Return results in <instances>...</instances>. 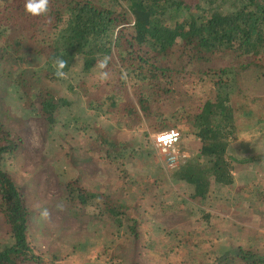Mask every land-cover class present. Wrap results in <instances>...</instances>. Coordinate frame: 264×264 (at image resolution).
I'll use <instances>...</instances> for the list:
<instances>
[{
  "label": "trees",
  "instance_id": "16d2710c",
  "mask_svg": "<svg viewBox=\"0 0 264 264\" xmlns=\"http://www.w3.org/2000/svg\"><path fill=\"white\" fill-rule=\"evenodd\" d=\"M24 3L0 0L4 46L0 50L4 59L17 60L18 66L26 67L37 56L45 58L46 67L36 71L16 69L15 83L28 110L52 126L70 105L54 94V85L65 80L54 75L57 59L67 62L66 77L77 80L74 88L85 97L86 76L94 70L107 76L115 73L119 84L105 86L97 98L108 105L97 108L116 118L124 129L131 131L147 119L161 121L158 131L179 122L195 131L198 149L172 175L192 187L193 202L202 205L212 189L220 192L233 185L234 164L245 161L227 155L230 142L242 123L264 124V0H49L48 13L37 17L25 13ZM175 47L186 56V60L177 57L180 70L170 64ZM77 57L82 61L80 72L72 70ZM104 58L106 67L100 69ZM187 67L191 70L186 71ZM198 76L210 78L211 86L195 101L182 86L186 77L195 82ZM166 102H170L169 114L160 107ZM96 139L100 152L112 161L133 154L101 129ZM18 148V138L0 122V164L4 154ZM252 162H264V157L245 163ZM68 189L76 192L82 208L101 202L121 226L120 205L70 183ZM30 213L14 178L0 165V221L5 236L0 264L38 260L26 237ZM129 230L137 239L135 221ZM240 254L253 264H264V257Z\"/></svg>",
  "mask_w": 264,
  "mask_h": 264
},
{
  "label": "rangeland",
  "instance_id": "374dc122",
  "mask_svg": "<svg viewBox=\"0 0 264 264\" xmlns=\"http://www.w3.org/2000/svg\"><path fill=\"white\" fill-rule=\"evenodd\" d=\"M3 55L0 50V122L18 138L19 148L4 154L0 165L14 178L31 211L26 237L38 260L25 264H253L240 252L264 257V162L245 163L264 157V124L257 125L255 120L241 124L227 155L245 162L234 164L230 188L212 189L199 205L190 199L192 187L172 176L199 146L187 124L179 122L172 128L180 139L169 149L154 141L162 132L158 131L161 121L144 119L131 131L124 129L116 118L97 108L102 103L107 107V101L98 100L97 95L105 86L119 84L116 74L102 79L94 70L83 79L86 97L74 88L78 82L73 77L54 85V94L70 105L62 109L54 125H47L25 107L15 83L17 68L36 71L46 67L45 58L37 56L25 67ZM177 57L186 60L179 47L170 64L180 70ZM81 69L77 57L72 70ZM210 86V78L198 76L195 82L186 77L182 87L189 99L198 101ZM169 103L160 105L167 114ZM98 129L133 154L115 161L106 158L99 150ZM69 183L120 205L121 226L101 202L79 206ZM76 209L81 210L78 215H74ZM133 221L137 239L129 230ZM3 228L0 221V244L5 239Z\"/></svg>",
  "mask_w": 264,
  "mask_h": 264
},
{
  "label": "clouds",
  "instance_id": "9594fccd",
  "mask_svg": "<svg viewBox=\"0 0 264 264\" xmlns=\"http://www.w3.org/2000/svg\"><path fill=\"white\" fill-rule=\"evenodd\" d=\"M24 11L26 14L32 17L44 16L49 11V0H25ZM106 64H107V58H104V60H102L98 66L100 69H104L106 67ZM55 65H56V70L54 75L59 79L65 78L66 73L64 72V69L67 65V62L63 59H57L55 61ZM100 75L102 79L107 77L106 72H101ZM177 135L178 134L176 132H172L171 134L162 135L159 139L164 144H169L176 140Z\"/></svg>",
  "mask_w": 264,
  "mask_h": 264
},
{
  "label": "built area",
  "instance_id": "2783aa9c",
  "mask_svg": "<svg viewBox=\"0 0 264 264\" xmlns=\"http://www.w3.org/2000/svg\"><path fill=\"white\" fill-rule=\"evenodd\" d=\"M172 132H176L178 135H177V138L174 142H171L169 144H164L159 138L162 136V135H165V134H171ZM180 139V134L178 131L174 130V129H171V130H167V131H162L158 134L155 135L154 137V141H155V144L160 146L162 149H169V148H173L176 143L179 141ZM173 159L170 158V161H172Z\"/></svg>",
  "mask_w": 264,
  "mask_h": 264
}]
</instances>
